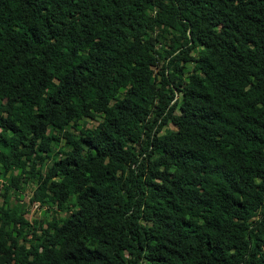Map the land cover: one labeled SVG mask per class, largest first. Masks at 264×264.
Wrapping results in <instances>:
<instances>
[{
  "label": "trees",
  "instance_id": "obj_1",
  "mask_svg": "<svg viewBox=\"0 0 264 264\" xmlns=\"http://www.w3.org/2000/svg\"><path fill=\"white\" fill-rule=\"evenodd\" d=\"M0 264H264V0H0Z\"/></svg>",
  "mask_w": 264,
  "mask_h": 264
},
{
  "label": "rangeland",
  "instance_id": "obj_2",
  "mask_svg": "<svg viewBox=\"0 0 264 264\" xmlns=\"http://www.w3.org/2000/svg\"><path fill=\"white\" fill-rule=\"evenodd\" d=\"M187 67L190 68V63L187 64ZM175 111H178V109H175ZM99 119V117L97 118ZM97 119H91V118H85V125L87 126H92L97 122ZM168 125L170 127H173V124L171 122H168ZM70 128V127H69ZM73 132H75L73 130ZM32 186V183L28 182L25 185V190L23 191V197H22V201L25 202L28 206V210L25 212V216L27 217V219L31 222V223H35L36 222V216L39 215L40 209H38L37 203L36 202H29L28 201V197L30 195V188Z\"/></svg>",
  "mask_w": 264,
  "mask_h": 264
}]
</instances>
